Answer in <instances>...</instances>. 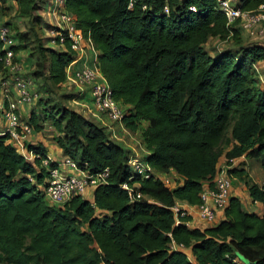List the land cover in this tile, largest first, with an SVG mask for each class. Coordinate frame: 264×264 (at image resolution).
<instances>
[{"label": "trees", "instance_id": "trees-1", "mask_svg": "<svg viewBox=\"0 0 264 264\" xmlns=\"http://www.w3.org/2000/svg\"><path fill=\"white\" fill-rule=\"evenodd\" d=\"M43 4L0 0V12L14 10L32 32L34 25L47 26L38 14ZM232 5L256 11L264 0ZM64 10L90 36L97 65L123 110L122 125L138 136L139 159L152 168L151 177L136 175L128 164L131 147L118 144L99 122L50 104L48 93L62 87L75 55L55 37L35 36L21 61L16 56L27 50L29 33L13 26V34L4 23L0 29L13 39L21 77L41 81L38 92L46 97L38 95L39 114L28 109V121L21 117L31 127L32 161L0 137V264H264V184L245 178L250 203L259 208L246 211L240 197L230 195L213 226L188 225L189 216L176 224L173 211L179 204L197 207L201 193L215 188L222 157L226 163L258 160L264 170V80L255 78L264 64V39L245 42L242 36L250 34L240 20L227 25L216 0H65ZM211 39L232 46L207 48ZM1 78L11 76L0 63ZM64 97L90 100L75 91ZM46 123L61 156L45 168L48 150L33 137ZM65 158L87 174L108 169L107 183L92 188L90 197L47 200L49 171ZM243 169L236 178L247 175ZM123 184L142 199L131 201Z\"/></svg>", "mask_w": 264, "mask_h": 264}, {"label": "built area", "instance_id": "built-area-1", "mask_svg": "<svg viewBox=\"0 0 264 264\" xmlns=\"http://www.w3.org/2000/svg\"><path fill=\"white\" fill-rule=\"evenodd\" d=\"M43 14L49 16L54 22L52 37L58 46L67 48L69 52L75 55L74 60L66 67V79L63 85L74 89L76 93L82 95L86 93L90 100L72 101L75 104L86 108L89 115L102 125L105 122L118 124L124 132H127L122 125L123 110L113 99L111 89L97 65V51L93 45L90 36L78 29L75 25V18L64 10L65 0H43ZM221 12L224 14L227 25L236 20H240L242 26L248 34H253L252 29L255 26L264 25V5L258 7L256 11H242L230 0H216ZM132 2H129L128 8H131ZM195 12V8L191 7ZM165 12L167 10L165 9ZM1 50L4 52L0 56V63L6 72L11 76L10 80L0 79V89L3 95V101L0 104V137L6 138V143L14 147L15 151L26 161H32L35 154L28 150V138L31 136V127L21 120L20 113L25 107L32 105L38 95L33 94L34 83L29 77H21V66L15 62V54L10 49L13 45V39L10 37L6 28L0 29ZM62 85V86H63ZM6 102V104L4 103ZM113 138L117 141L122 139L110 130ZM133 150L128 160V164L133 168L137 176L143 178L151 177L152 168L142 162ZM237 159H232L225 167L220 168L215 177V188L210 191L202 192L200 203L193 209H183L179 205L173 207L179 224V218L195 215L197 221L208 226L217 223L222 215L224 207L228 203L231 195V176L227 170L236 164ZM51 162H55L50 154L42 159L43 167H48ZM70 172H74L71 174ZM109 170L95 174H87L78 168L77 164L69 158L57 162L55 168L50 169L49 179L44 189L46 199L54 204H63L72 196L80 195L84 197L89 189L98 185L107 183ZM169 186V182H165ZM126 191L131 201L141 200L142 196L128 184L121 186ZM193 223H189L191 225ZM200 228L205 225L198 224Z\"/></svg>", "mask_w": 264, "mask_h": 264}, {"label": "rangeland", "instance_id": "rangeland-1", "mask_svg": "<svg viewBox=\"0 0 264 264\" xmlns=\"http://www.w3.org/2000/svg\"><path fill=\"white\" fill-rule=\"evenodd\" d=\"M230 1L232 2V4H235V2H237V0H230ZM38 14L40 16H42L43 21H44V23L47 24V26H46V28L40 29L39 26L34 25V30L31 32L29 29L30 25H29L28 21L26 19L15 18L14 10H12V11L6 10L3 13L0 12V27L4 23L8 22V24H9L8 26L10 28V31L13 34H14L13 29H12L13 26L15 28H17L18 31L21 33H23V32L29 33L30 42L28 44L27 50L22 51V52L19 51L17 53V56H16L21 61H22V58L27 56V54L29 52H32V48L34 47V41H35L34 37L35 36H38V38H50V37H52L54 22H52V20L49 17L47 18L46 14H43L41 12H39ZM252 29L254 30L253 34L242 36L243 40L247 43L263 41L262 39H264V25L255 26ZM231 46H232L231 40L220 41L217 39H211L207 44V48H216V49L229 48ZM20 63L21 62H17V64L19 66H20ZM255 72H256L255 78L257 80H259L260 82H262V80H264V64L257 66V69L255 70ZM20 73H24V71L21 70ZM33 83H34V87L32 90L33 94H37V95L41 96V98L46 97V95H45V93H43V91L40 90L38 92L39 85L42 82L41 81H38V82L35 81ZM70 91H74V89L68 87L67 85H63L62 87H60L58 89L52 87V92L48 93V97L50 99L49 102H51L50 104L57 103V104L61 105L62 107L73 109L74 111L81 113L86 118H89L90 120H93L94 122H96L95 119H93L89 115V112L86 108L80 106L79 104H75L72 101L68 102L65 99L64 94H68ZM39 96H38V99L40 98ZM37 100L32 105H30L28 108L34 115L39 114L41 107H42V103L40 104V102H38ZM22 119L24 121H28L27 120L28 118H26V117H23ZM97 124L99 125L98 122H97ZM45 125L46 126L44 127L45 130L42 134V137L48 143L53 144L52 142L55 141L56 133L49 128V124L46 123ZM100 125H101V127H104L109 134L111 133V131H109V130H114V134L119 136L122 139V141L118 142V144L122 145L125 148L130 146L131 148L135 149V153L138 155L139 158L142 156L143 151L138 147L139 146L137 143L138 142V136L136 134H132V133L129 134V132H124L122 130V128H120L118 126V124H116V123L105 122V125H102V124H100ZM225 149H227L226 146H225ZM50 152L54 154V151H50ZM218 166H219V168L225 167V158L224 157H222L220 159ZM240 168H244L243 170L247 174L246 176L242 177L241 179L236 178L234 175V173L237 172V170ZM232 169H234L235 171L232 172V174H231L232 176L230 175L232 180H233L231 192H235L236 194L239 195V197L242 201V204H243V208L246 211H255L256 208L250 206V201L248 199V196L246 195V188H245L243 180L245 178H247L248 180H250L253 183H256L258 185H262V184H264V170L260 166L258 160L245 159L243 157L238 158L236 160V164L231 168V170ZM173 181H174V179H173ZM194 224H201L202 226L205 225L206 227L208 226L207 224H203L201 222L199 223L196 218L194 219ZM242 262L244 264H249V263L245 262L244 260H242Z\"/></svg>", "mask_w": 264, "mask_h": 264}, {"label": "crops", "instance_id": "crops-1", "mask_svg": "<svg viewBox=\"0 0 264 264\" xmlns=\"http://www.w3.org/2000/svg\"><path fill=\"white\" fill-rule=\"evenodd\" d=\"M2 101H3V95H2V91H1V89H0V104L2 103ZM85 102H87V103H89V101H85ZM27 110H28V107H25L24 108V110H22V112L20 113V116L23 118V117H26V114H28L27 113ZM51 130H53L51 127H49ZM44 130H45V128L39 133V134H37L35 137H33L34 139H36V141L37 142H40L47 150H48V154H50L51 156H52V158H54L55 159V156H61V151L57 148V146H56V144H55V142H52L53 144H50V143H48L46 140H44L43 139V137H42V134H43V132H44ZM54 131V130H53ZM54 135V134H53ZM31 136L28 138V141L30 142L31 140ZM33 140V139H32ZM50 151H54V154L53 153H51ZM57 153V154H56ZM71 174H74V172H70ZM231 195L232 196H237V197H239V195L238 194H236L235 192H231ZM246 195H247V192H246ZM90 196H92V189H89L88 191H87V193H86V197H90ZM248 196V195H247ZM249 199V198H248ZM250 201V200H249ZM179 206L181 207V208H183V209H186V210H190V209H193V208H195L194 206H189V205H186V204H179ZM250 206L251 207H255V208H259L256 204L255 205H253V204H251L250 203ZM191 221H190V223H193V226H196V225H198V224H194V219H195V215H191ZM242 264H244L243 262H241Z\"/></svg>", "mask_w": 264, "mask_h": 264}, {"label": "water", "instance_id": "water-1", "mask_svg": "<svg viewBox=\"0 0 264 264\" xmlns=\"http://www.w3.org/2000/svg\"><path fill=\"white\" fill-rule=\"evenodd\" d=\"M247 263H249V262H247ZM249 264H253V263H249Z\"/></svg>", "mask_w": 264, "mask_h": 264}, {"label": "clouds", "instance_id": "clouds-1", "mask_svg": "<svg viewBox=\"0 0 264 264\" xmlns=\"http://www.w3.org/2000/svg\"><path fill=\"white\" fill-rule=\"evenodd\" d=\"M193 225V224H192Z\"/></svg>", "mask_w": 264, "mask_h": 264}]
</instances>
